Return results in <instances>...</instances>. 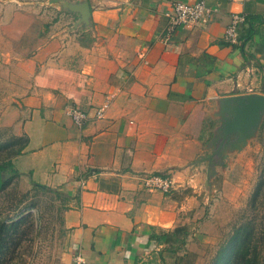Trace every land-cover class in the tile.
<instances>
[{
	"label": "crops",
	"instance_id": "crops-1",
	"mask_svg": "<svg viewBox=\"0 0 264 264\" xmlns=\"http://www.w3.org/2000/svg\"><path fill=\"white\" fill-rule=\"evenodd\" d=\"M62 1L32 2L36 15L19 7L9 24L23 44L13 64L32 77L13 124L27 143L13 165L67 194L65 264H159L153 232L188 225V245L209 221L200 219L215 189L196 161L212 152L221 99L264 95V0H204L206 22L170 33L178 0H66L88 3L86 23ZM234 12L244 21L229 42ZM110 94L103 118L72 122V107L92 114ZM151 174L170 177V191L149 187Z\"/></svg>",
	"mask_w": 264,
	"mask_h": 264
},
{
	"label": "rangeland",
	"instance_id": "rangeland-1",
	"mask_svg": "<svg viewBox=\"0 0 264 264\" xmlns=\"http://www.w3.org/2000/svg\"><path fill=\"white\" fill-rule=\"evenodd\" d=\"M32 2L48 3L47 0H0V163L12 161L21 153L26 140L24 134L16 133L13 124L22 117L17 119V110L31 89L32 77L20 73L13 64L18 59L10 53L23 44L21 39H11L9 24L19 7L36 15L38 4L34 8ZM259 90L264 92V83ZM235 138L233 134L232 140ZM223 148L222 157L214 159L213 173L206 181L215 191L212 190L207 201V211L201 214L200 221L209 220L205 231L190 236L191 243L178 254L163 251L167 264H210L234 226L244 220L255 225L264 259V129L258 128L239 148L229 145ZM208 155L206 152L204 157ZM201 164L205 166L206 162ZM226 179L228 185L224 187ZM259 181L263 182L262 186L255 192ZM36 184L28 174H22L12 176L0 189V264L67 263L71 241L65 211L69 208V198L58 188ZM186 250L192 255L178 261Z\"/></svg>",
	"mask_w": 264,
	"mask_h": 264
},
{
	"label": "trees",
	"instance_id": "trees-1",
	"mask_svg": "<svg viewBox=\"0 0 264 264\" xmlns=\"http://www.w3.org/2000/svg\"><path fill=\"white\" fill-rule=\"evenodd\" d=\"M242 52L243 55H246L244 50H242ZM258 128L259 131H262L264 129V122H261ZM26 143L27 139L21 146V153L23 151L22 149L25 148ZM21 153H18V155ZM20 175H22V173L15 169L12 161L6 160L1 162L0 189L12 176ZM262 183V181L257 183L255 192L260 190ZM36 185L46 188V186L38 183ZM189 234V226L183 224L178 225L171 230L153 232L150 235L151 240H154L159 245H163V248L159 251V257L162 264H167L163 251L170 252L174 255L178 254L179 251L186 249L185 245ZM258 243L259 236L257 235L255 225L250 220L239 222L234 226L228 238L218 247L210 264H263L264 259ZM189 255H192V253H189L186 250L182 256L178 257V261L188 259Z\"/></svg>",
	"mask_w": 264,
	"mask_h": 264
},
{
	"label": "water",
	"instance_id": "water-1",
	"mask_svg": "<svg viewBox=\"0 0 264 264\" xmlns=\"http://www.w3.org/2000/svg\"><path fill=\"white\" fill-rule=\"evenodd\" d=\"M61 0H49L59 2ZM65 8L79 12L80 22L86 23L89 17V6L86 1L72 3L62 1ZM264 112V95L257 93H247L234 96H225L221 99L220 106V128L218 135L212 140L214 149L205 157L196 162H207V179L209 180L214 170V159L222 157L224 146L229 145L239 148L245 141L257 131ZM236 134L233 141L232 136ZM213 166V167H212Z\"/></svg>",
	"mask_w": 264,
	"mask_h": 264
},
{
	"label": "built area",
	"instance_id": "built-area-1",
	"mask_svg": "<svg viewBox=\"0 0 264 264\" xmlns=\"http://www.w3.org/2000/svg\"><path fill=\"white\" fill-rule=\"evenodd\" d=\"M247 1V0H241ZM212 14V8L206 4L204 0H197L193 3L178 0L173 4L172 11L168 16V33L174 31L179 26H191L197 22H206ZM244 21V16L238 12L232 14L230 24L226 27L224 37L229 42H234L237 39V29L239 24ZM114 97L110 94L106 101L96 107L92 114L87 109L72 107L69 110V115L72 122L78 127L82 128L86 125L90 118L101 119L104 117L107 108L109 107V100ZM147 184L151 188H159L164 192H169L172 187L171 178L163 174H151L146 177ZM73 264H87L77 256L74 258Z\"/></svg>",
	"mask_w": 264,
	"mask_h": 264
}]
</instances>
